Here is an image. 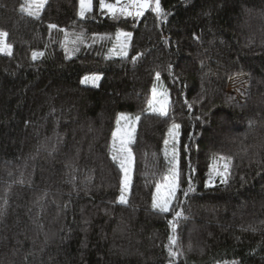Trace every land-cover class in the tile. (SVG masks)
<instances>
[{
	"label": "trees",
	"instance_id": "16d2710c",
	"mask_svg": "<svg viewBox=\"0 0 264 264\" xmlns=\"http://www.w3.org/2000/svg\"><path fill=\"white\" fill-rule=\"evenodd\" d=\"M24 2L0 0L13 46L0 54V264H264V0H161L166 19L150 9L113 19L99 0L85 19L79 0H47L36 18ZM118 30L132 34L126 56ZM235 61L248 63L240 99L227 89ZM88 73L101 74L97 86L81 83ZM157 73L166 115L146 111ZM122 112L139 115L127 204L110 153ZM173 124L181 176L160 213ZM214 156L232 158L228 183L205 187Z\"/></svg>",
	"mask_w": 264,
	"mask_h": 264
},
{
	"label": "snow or ice",
	"instance_id": "6c2138e0",
	"mask_svg": "<svg viewBox=\"0 0 264 264\" xmlns=\"http://www.w3.org/2000/svg\"><path fill=\"white\" fill-rule=\"evenodd\" d=\"M47 0H25L23 4L20 5V11L25 12L29 16H34L39 18L40 11L45 6ZM99 8L103 11L106 10V14L110 15L113 19H116L120 16H133L139 19L141 16L145 14V11L150 9L152 12L156 14L158 18H167L170 13L165 12L161 7V0H114V2H108V0H99ZM93 11V0H79V9L77 15L82 19L87 18V14ZM50 29L57 28V25L50 24ZM63 31V30H61ZM7 32L0 30V54L12 55L13 46L10 43H7L6 37ZM132 34L129 32H121L117 31L116 39L119 42L120 51L118 55L126 56L128 41L131 39ZM121 37L124 39L121 40ZM77 41L82 42V36L77 37ZM77 41H73L76 43ZM43 52L33 51L32 59L36 60L39 57L43 56ZM133 60L136 57L132 58ZM100 79V76L93 75L91 77H84L81 80V83H87L89 81L95 83ZM156 80L159 81V73L156 74ZM157 95L155 86L153 87V98ZM164 99L160 102L161 106L159 109H152L153 111H158L160 115H166V105L168 103L166 93L162 94ZM153 104V100H149V105ZM191 107V106H189ZM121 119H128L124 114H120L117 119L118 129L116 132H113L114 143H113V152L115 154L112 155V159L119 163L121 171L124 173L123 179L121 180V189L120 195L118 197L117 202L120 204H127L126 193L128 191L129 183H130V163H131V153L127 148V144L130 141V133L127 134V139L124 136L120 137V147L116 149L115 146V138L119 132V123ZM138 120L139 117H136ZM252 122H250L251 124ZM179 125L173 124L169 129V135L173 140H176L179 136ZM169 141L165 140V145H168ZM166 158L168 157L167 150L165 151ZM213 161L222 162V170L218 167L216 163L210 165L209 170V179L205 182V187L212 186L213 177L219 175L221 177V182L224 184L228 183L227 176L229 174L230 166L232 163L231 157L224 156H214ZM169 164L171 165L169 169V174L163 178V183H158L156 186V192L153 194L152 199V208L153 210H157L160 213H168L171 210L172 201L176 196L177 189L179 187V178L181 173L178 168V152L174 148L172 151V158L169 160ZM193 187L189 182V188L185 191V195L188 192L193 191ZM184 218L183 211H176L174 213V217L170 220L169 226L171 228V234L168 237L169 244L166 245L168 249L169 256L176 257L181 253L178 250H174V248L178 247L179 238L177 235V228L180 222V219ZM169 264H172L170 261ZM216 264H237L236 261H217Z\"/></svg>",
	"mask_w": 264,
	"mask_h": 264
},
{
	"label": "rangeland",
	"instance_id": "374dc122",
	"mask_svg": "<svg viewBox=\"0 0 264 264\" xmlns=\"http://www.w3.org/2000/svg\"><path fill=\"white\" fill-rule=\"evenodd\" d=\"M7 1L10 2L11 0H7ZM112 2H114V1H112ZM259 19L260 18H259L258 15L257 16L256 15L250 16L248 18V20L246 21L247 25L249 26L248 28H250L252 30H255V28H257V26H258L257 23L260 22V20H261V19L260 20ZM123 39L124 38L121 37V40H123ZM247 69H248V63H246V62L235 61L234 65H233V69H232V73H231V76H230V80H229V84H228V88L227 89H228V92H229L230 96L232 98H234V99H240L243 91L246 88V84H247ZM93 75H98V76H100V79H101V74H99V73H88V74H84L81 77L80 81L86 76L91 77ZM100 79L98 81H96L95 83L89 81L87 83H82V84L89 85V86H97L99 84V82H100ZM154 86L156 88L157 95L155 96V98H153V94H152L151 100H153V104L151 106L148 104V107H147L146 111L149 112V113L160 114L158 111H153L152 109H154V108L155 109H159L160 108V106H161L160 102L164 99V96L162 95L163 93H166L167 100L169 102L168 91H167L166 87L164 86L163 82L160 79H159V81H157L155 79ZM167 108H168V103L166 105V112H167ZM120 114H124L126 117H128V119H121L120 120L119 132H118L117 137L115 138L116 149H119V147H120V137L124 136L127 139V134L130 133V141L127 144V148L130 151V153H131V163H130V173H129V175H130V183H129L128 191L126 193V198H127L128 194H129V192L131 190V182H132V174H133V166H134V157H133V154L131 152V143H132V141L134 139V133L136 131L137 122H138L136 117H139V115L138 114H133V113H125V112L118 113V115L115 118V127H114V129L112 131L111 140H110V153H111V156L113 154H115L113 152V143H114L113 132H116L117 129H118L117 119L120 116ZM166 139L169 141V144L165 145L164 154H165V151L167 150L168 157L166 159H167V161L169 163V160H171V158H172L173 149L175 148L176 151L178 152L177 144H176L178 137H177L176 140H173L172 137L169 135V131H168ZM213 163H216L218 165V167L220 168V170H222V162H219V161H215L214 162L213 161ZM117 164L119 165L118 162H117ZM169 167H171L170 164H169ZM123 176H124V173L122 172V179H123ZM216 180H221V177L219 175L214 176L213 177V183ZM163 182L164 181H161L160 183L162 184ZM120 189H121V185H120ZM120 189H119L116 201L118 200V197L120 195ZM155 192H156V188H155Z\"/></svg>",
	"mask_w": 264,
	"mask_h": 264
}]
</instances>
